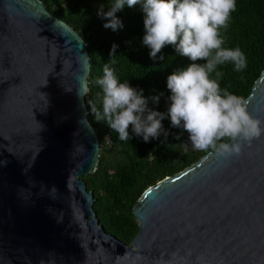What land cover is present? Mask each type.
I'll use <instances>...</instances> for the list:
<instances>
[{"label":"water","instance_id":"95a60500","mask_svg":"<svg viewBox=\"0 0 264 264\" xmlns=\"http://www.w3.org/2000/svg\"><path fill=\"white\" fill-rule=\"evenodd\" d=\"M87 42L40 0H0V264H264V135L149 188L128 245L83 177L101 141ZM249 112L264 121V71Z\"/></svg>","mask_w":264,"mask_h":264},{"label":"trees","instance_id":"16d2710c","mask_svg":"<svg viewBox=\"0 0 264 264\" xmlns=\"http://www.w3.org/2000/svg\"><path fill=\"white\" fill-rule=\"evenodd\" d=\"M40 1H44L54 15L59 10L66 23L88 44L93 65L86 104L91 109L89 121L99 133L102 153L97 171L83 180L88 191L94 192L99 200L94 209L99 213L102 226L123 243L132 245L131 241L139 234V224L131 208L149 188L179 174L208 154V151L195 150L189 134L182 128L172 127L170 117L166 115L171 95L167 77L192 62L180 56L172 45H166L155 60L150 57V48L143 44L146 32L141 5L135 8L125 6L117 12L123 27L113 31L104 27L107 21L97 14L101 5H104L105 12L109 10V0ZM222 34L226 41L224 47H239L245 53L247 67L237 72L231 63L218 66L217 70L223 73L219 79L221 88L248 98L250 89L264 71V0H237L228 29ZM113 45H116V63L112 67L119 81L128 82L138 92L142 90L148 109L165 114L163 131L158 138L144 142L130 125L129 140L121 141L119 134L106 121L97 122L94 118L93 108L99 109L102 99L101 87L96 80L102 78L104 64L112 59ZM156 96H159L158 103L152 99Z\"/></svg>","mask_w":264,"mask_h":264},{"label":"clouds","instance_id":"9594fccd","mask_svg":"<svg viewBox=\"0 0 264 264\" xmlns=\"http://www.w3.org/2000/svg\"><path fill=\"white\" fill-rule=\"evenodd\" d=\"M137 5L145 13L143 44L150 48V57L155 60L166 45H172L192 62L167 77L171 95L166 115L172 127L186 131L195 150H211L225 159L241 155L245 142L251 144L264 135V121L249 112L248 98L221 88L219 83L223 73L218 66L231 63L237 72L247 67L246 55L239 47L223 46L222 33L228 29L237 0H109V10L105 12L101 5L97 14L107 21L105 28L116 31L123 27L116 13ZM115 48L113 45L112 59L103 66L102 78L96 80L102 99L101 107L93 108L94 118L106 121L121 141L129 140L130 125L144 142L158 138L165 114L148 109L142 90L119 81L112 67ZM152 99L159 102V96Z\"/></svg>","mask_w":264,"mask_h":264}]
</instances>
